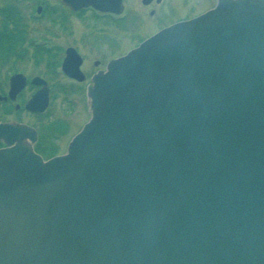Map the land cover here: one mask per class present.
<instances>
[{
    "label": "water",
    "instance_id": "95a60500",
    "mask_svg": "<svg viewBox=\"0 0 264 264\" xmlns=\"http://www.w3.org/2000/svg\"><path fill=\"white\" fill-rule=\"evenodd\" d=\"M87 96L90 119L48 160L33 128L0 125V264H264V0L162 29Z\"/></svg>",
    "mask_w": 264,
    "mask_h": 264
},
{
    "label": "flooded vegetation",
    "instance_id": "af4514ba",
    "mask_svg": "<svg viewBox=\"0 0 264 264\" xmlns=\"http://www.w3.org/2000/svg\"><path fill=\"white\" fill-rule=\"evenodd\" d=\"M18 1L21 3L0 5V13L11 8L18 13L19 19L12 21L11 26L21 34L26 33L14 37L13 51L0 54V125L24 124L33 128L37 133L32 142L34 150L48 159L63 154L86 121L74 131L72 122L53 119L51 95L45 112L29 110L27 103L42 88L32 82L34 77L44 76L50 92L58 90L74 97L86 95L92 77L105 71L109 61L125 55L162 29L213 9L219 0ZM71 49L81 59L83 81L64 71ZM29 66L36 73H28ZM19 75L26 76L27 81L12 98V77ZM6 146L0 138V148Z\"/></svg>",
    "mask_w": 264,
    "mask_h": 264
},
{
    "label": "rangeland",
    "instance_id": "374dc122",
    "mask_svg": "<svg viewBox=\"0 0 264 264\" xmlns=\"http://www.w3.org/2000/svg\"><path fill=\"white\" fill-rule=\"evenodd\" d=\"M8 2L11 3H19L18 0H0V5H4ZM21 3V2H20ZM19 3V4H20ZM31 21L30 19L28 20ZM33 21V19H32ZM33 23V22H32ZM33 26L30 28L32 29ZM33 34H36L35 32ZM28 73L31 75L35 72V69L29 66ZM29 74V75H30ZM44 77V76H43ZM45 78V77H44ZM55 81V80H52ZM83 96L74 97V95L67 96L66 93H61L58 90H54L51 92V110L50 114L53 119L60 118V119H66L71 124V130H78L81 124L89 119V113H88V104H87V97L85 94H82ZM73 104V105H71ZM84 126V125H83Z\"/></svg>",
    "mask_w": 264,
    "mask_h": 264
},
{
    "label": "trees",
    "instance_id": "16d2710c",
    "mask_svg": "<svg viewBox=\"0 0 264 264\" xmlns=\"http://www.w3.org/2000/svg\"><path fill=\"white\" fill-rule=\"evenodd\" d=\"M18 14L13 8L8 9L6 11H2L0 13V54L7 53L9 51H13L15 48L14 37L16 36H25V34H21L17 32L16 27L11 26V22L18 20L16 17ZM10 37V40H6ZM11 47V48H10Z\"/></svg>",
    "mask_w": 264,
    "mask_h": 264
}]
</instances>
